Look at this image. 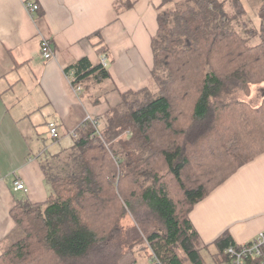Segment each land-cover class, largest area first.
Returning a JSON list of instances; mask_svg holds the SVG:
<instances>
[{"label":"trees","instance_id":"trees-1","mask_svg":"<svg viewBox=\"0 0 264 264\" xmlns=\"http://www.w3.org/2000/svg\"><path fill=\"white\" fill-rule=\"evenodd\" d=\"M254 1L259 27L245 0L163 1L150 86L124 92L98 126L84 121L44 163L48 198L13 208L21 236L0 264H138L140 254L207 264L201 250L211 246L216 264H230V232L205 244L190 215L264 153V0ZM66 71L74 87L111 77L88 57Z\"/></svg>","mask_w":264,"mask_h":264},{"label":"crops","instance_id":"crops-1","mask_svg":"<svg viewBox=\"0 0 264 264\" xmlns=\"http://www.w3.org/2000/svg\"><path fill=\"white\" fill-rule=\"evenodd\" d=\"M27 1L35 4L32 14ZM163 1L0 0V256L21 236L12 216L16 204L48 198L43 165L49 156L68 149L88 117H102L124 92L148 86ZM99 32L108 57L95 46ZM44 37L51 39L52 58L41 51ZM83 57L93 64L106 57L111 77L102 83L89 79L78 91L66 69ZM52 122L57 138L50 133ZM62 143L69 145L51 153ZM17 181L26 190L16 189ZM190 217L205 244L225 231L237 244L264 231V153L200 201ZM138 259L159 264L143 254Z\"/></svg>","mask_w":264,"mask_h":264},{"label":"built area","instance_id":"built-area-1","mask_svg":"<svg viewBox=\"0 0 264 264\" xmlns=\"http://www.w3.org/2000/svg\"><path fill=\"white\" fill-rule=\"evenodd\" d=\"M27 9L32 14L35 11V4L31 1H27ZM51 39L44 37L41 40V51L45 58H52L54 56V50L52 48ZM102 63L107 66L106 57L103 58ZM73 73V71L71 72ZM78 91H81V86L75 87ZM91 120L95 126H98L99 121L94 117H88L86 120ZM50 133L54 138L59 136L56 123H50ZM76 136V133L73 132ZM16 189L26 190V186L23 181L16 182ZM225 252L230 258V264H264V231H261L252 240L237 245H230L225 249Z\"/></svg>","mask_w":264,"mask_h":264},{"label":"rangeland","instance_id":"rangeland-1","mask_svg":"<svg viewBox=\"0 0 264 264\" xmlns=\"http://www.w3.org/2000/svg\"><path fill=\"white\" fill-rule=\"evenodd\" d=\"M246 1V6H247V9H248V12L250 14V17L252 18L254 24L259 27L260 25V18L258 17L257 13H256V9L254 7V0H245ZM151 84V79H150V82L148 84V86H150ZM154 91V96H156V91L153 89ZM261 95H262V88L260 86H253V92H252V95L248 97L247 100H249L250 102L252 103H258L260 101V98H261ZM70 142H71V145L73 143V138H70ZM69 144H64L62 143V145H58L56 147H54L53 149H51V153L55 152L56 150H60V149H63V147H68ZM70 145V146H71ZM69 146V147H70ZM50 158V156H49ZM215 251V248L213 246H211L210 248H203L201 250V253L203 255V257L205 258L207 264H216L212 258V252ZM221 264H227L225 262L221 263Z\"/></svg>","mask_w":264,"mask_h":264},{"label":"bare ground","instance_id":"bare-ground-1","mask_svg":"<svg viewBox=\"0 0 264 264\" xmlns=\"http://www.w3.org/2000/svg\"><path fill=\"white\" fill-rule=\"evenodd\" d=\"M232 245V244H231ZM234 245V244H233ZM227 248V247H226ZM226 254V253H225Z\"/></svg>","mask_w":264,"mask_h":264}]
</instances>
